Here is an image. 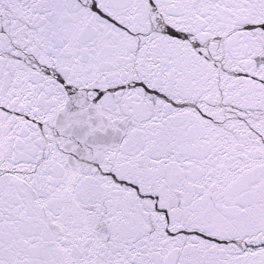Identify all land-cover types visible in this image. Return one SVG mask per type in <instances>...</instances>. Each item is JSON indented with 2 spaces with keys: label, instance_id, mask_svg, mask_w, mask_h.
<instances>
[{
  "label": "snow or ice",
  "instance_id": "1",
  "mask_svg": "<svg viewBox=\"0 0 264 264\" xmlns=\"http://www.w3.org/2000/svg\"><path fill=\"white\" fill-rule=\"evenodd\" d=\"M0 264H264V0H0Z\"/></svg>",
  "mask_w": 264,
  "mask_h": 264
}]
</instances>
